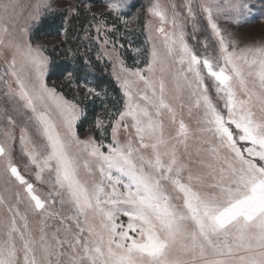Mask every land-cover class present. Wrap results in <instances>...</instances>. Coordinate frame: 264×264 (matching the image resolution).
<instances>
[{"label": "snow or ice", "instance_id": "6c2138e0", "mask_svg": "<svg viewBox=\"0 0 264 264\" xmlns=\"http://www.w3.org/2000/svg\"><path fill=\"white\" fill-rule=\"evenodd\" d=\"M132 7L106 0L91 17L96 36L85 28L97 58L113 62L123 107L81 138L85 109L48 85L51 58L30 36L51 0H0V84L11 105L0 108V264H264V36L242 41L221 25L239 24L249 4L184 0L181 11L151 0L143 68L125 65L124 33L107 18L126 27ZM188 25L193 39L205 36L202 51ZM17 128L33 180L16 162Z\"/></svg>", "mask_w": 264, "mask_h": 264}, {"label": "trees", "instance_id": "16d2710c", "mask_svg": "<svg viewBox=\"0 0 264 264\" xmlns=\"http://www.w3.org/2000/svg\"><path fill=\"white\" fill-rule=\"evenodd\" d=\"M80 5L87 2H99V0H76ZM150 0H132L130 4L135 7L129 9V12L135 11L139 8L141 11ZM80 15L67 16L62 11L46 12L41 18V21L34 25L30 33L31 40H39L41 38L56 37L61 38L51 48L46 49V54L51 58V65L46 80L57 88V91L62 92L66 97L77 99V102L85 109V116L77 122V131L81 132L87 127L91 128L97 116L106 117L107 111H117L123 107V95L116 85L110 73V65L105 59L97 58V44L93 39L86 38L85 28L89 27L88 35L92 37L93 28L90 27L92 23V15L85 12L84 9L79 8ZM140 15V17H141ZM67 19V23L65 20ZM139 30L129 31L125 35L126 39L133 42L136 47H141L136 55V59H140L139 66L146 63L147 45L144 39V32L142 31L141 18L139 20ZM120 28V27H119ZM62 29H64L62 31ZM114 36V34H109ZM124 42V43H123ZM122 57L124 61L135 59L134 55L126 49L128 45L125 40L120 39ZM71 50V54H69ZM66 70H75L76 82L75 84H88L101 93V96L93 95L89 99L84 96L83 101H79L77 91L73 87L67 88V83L63 81L66 77ZM71 84V83H70ZM80 93L82 89L78 90ZM110 129V128H109ZM108 129V132H109ZM96 134V133H95Z\"/></svg>", "mask_w": 264, "mask_h": 264}, {"label": "rangeland", "instance_id": "374dc122", "mask_svg": "<svg viewBox=\"0 0 264 264\" xmlns=\"http://www.w3.org/2000/svg\"><path fill=\"white\" fill-rule=\"evenodd\" d=\"M132 0H126L127 3L130 4ZM22 2H24V0H22ZM52 2V11H62L64 12L65 15H69L68 10L72 7H77V8H81L83 9V7H81V5L76 1V0H51ZM163 2L168 3L169 0H163ZM174 2L176 3L178 10L182 11L181 5L184 3V0H174ZM243 2L248 3L250 6V11H245L242 15L243 18L241 19L240 23H232L230 20H222L221 21V25L222 27H228L230 31L236 32L240 34V38L242 41H246L249 36H251L252 38H255L257 40H259L262 36H264V0H243ZM150 2L146 5L145 8H143V10L141 11L142 15L139 13L140 10L139 8L135 11H131L129 12V9H125L124 11L127 13V20H128V24L125 27V25L117 20L114 19V17H112L111 15H108V21L109 23H115L119 32L124 33L122 36H119L120 39H123L126 41V43L128 45H125L126 49H128L129 52H131V55H134L135 59H132L130 61H128V63L126 61L125 65L127 67H145V64H143L142 66H139V64H137V61H140V57L138 59H136V55L138 54V52L134 51L135 49H141V47H136L134 46L135 44L133 42H130L128 39H126L125 35H127V32L129 31H138L139 28V20L141 18V25H142V31L144 32V39H145V43L147 45V53H146V62H147V58H148V53L151 49V43L148 42V33L145 31L144 25L147 19H149V17L147 16V12L146 9L149 6ZM87 5L91 6V14H96L99 15L102 11H104V9L106 8V0H99V2H87ZM141 15V17H140ZM134 16H138L139 19L138 20H134L133 17ZM120 27V28H119ZM64 29H62L63 31ZM187 32H188V42L191 46H193L197 51H202V41L205 39V36L201 33V32H196L195 36L196 39H193V30L191 28V25H188L187 28ZM96 36V31L93 28V34L92 37ZM111 39L116 40L117 37L114 36H110ZM61 38H57L56 37H48V38H41L39 40H32V43L35 44H40L44 47L45 51L46 49L51 48L54 44L59 43L58 41ZM93 41L96 43L95 39H93ZM119 42V39H118ZM124 43V42H123ZM97 44V43H96ZM121 43H117L116 47L119 51L120 57L123 59L122 57V53L119 49H121L120 46ZM97 48L99 51V45L97 44ZM98 53V52H97ZM46 54V52H45ZM47 55V54H46ZM103 59H105L107 62H109L110 65V73L113 77V79L116 82V85L119 87V84L117 83L115 77L113 76V62L110 61L107 57H104ZM124 60V59H123ZM3 64V59H0V65ZM119 69H117L118 71ZM47 81V80H46ZM63 81L67 83V88L69 89L70 87H73L74 90L77 91V93H79V101H83L85 98V92L86 89L83 88L81 85L83 84H70L69 81L65 78H63ZM49 86H52L48 81H47ZM82 89L83 91H81L82 93H80L78 90ZM120 89V87H119ZM121 91V90H120ZM122 93V92H121ZM211 95L213 97V99L215 100V92L214 90L211 91ZM92 96H87V99H89ZM68 99H71L70 97H67ZM8 108L9 110L11 109V105H8L6 102V99L3 97V86L2 84H0V108ZM102 117V116H101ZM105 118L106 117H102ZM18 122L19 123H23V117H17ZM96 119V118H95ZM184 119L193 127L195 128V120L194 119H190L187 114L185 113ZM95 122V120H94ZM94 122L90 127H87L85 130L79 132L78 134L81 136V138L86 137L88 134L92 133V130L94 129ZM16 136H17V143L15 145V157H16V162L19 165L22 173H24L26 175L27 178H29L30 180H33L32 174L30 172H25L24 170V163L25 161L22 159L21 157V153H20V148H19V144H18V137H19V128H17L16 130ZM97 139H99V133L95 132ZM108 136L106 137V141H110L111 140V135H110V129L108 132ZM37 187L42 191V192H46L47 191V186L46 185H37ZM0 188H2V186H0ZM58 207V206H57ZM56 223V222H53Z\"/></svg>", "mask_w": 264, "mask_h": 264}]
</instances>
